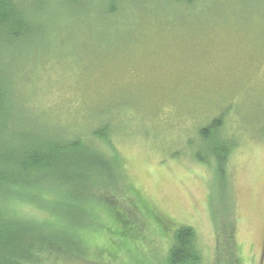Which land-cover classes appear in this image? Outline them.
<instances>
[{
  "label": "rangeland",
  "instance_id": "obj_1",
  "mask_svg": "<svg viewBox=\"0 0 264 264\" xmlns=\"http://www.w3.org/2000/svg\"><path fill=\"white\" fill-rule=\"evenodd\" d=\"M45 3L42 33L15 49L17 100L66 136L107 124L101 148L116 160L95 198L82 182L102 214L83 218L95 228L68 261L167 264L188 226L200 264H264V0ZM220 117L216 149L200 131ZM39 197L14 196L9 211L44 220Z\"/></svg>",
  "mask_w": 264,
  "mask_h": 264
},
{
  "label": "trees",
  "instance_id": "obj_2",
  "mask_svg": "<svg viewBox=\"0 0 264 264\" xmlns=\"http://www.w3.org/2000/svg\"><path fill=\"white\" fill-rule=\"evenodd\" d=\"M67 1L78 4L87 0ZM111 1L114 0H108ZM168 1L190 5L195 2ZM35 3L36 0H0V201H5L3 205L7 207L0 206V264H45V256L61 258L62 264H76L68 260L85 255V231L95 228L89 223L102 214L97 200L86 201L81 193L82 182L90 181L91 197L95 198L93 191L101 184L103 171L116 165V160L101 148L102 143L108 144L107 124L97 125L89 133L90 138L66 136L41 121L36 122L38 126L46 127L38 130L36 117L29 116L17 100L10 72L12 61L18 62L20 57L15 49L32 42L43 31L38 20L46 3L43 0L38 11ZM105 8L115 11L111 6ZM222 127L220 117L201 129L210 147H216L218 139L225 140L219 136ZM222 152L220 157L230 150L224 148ZM46 192L55 197L47 196ZM35 193L40 196L38 204L40 212L46 215L44 220L11 214L8 199L19 194L33 197ZM85 216L91 222H83ZM194 240L193 228L178 229L167 264H200L201 253Z\"/></svg>",
  "mask_w": 264,
  "mask_h": 264
}]
</instances>
